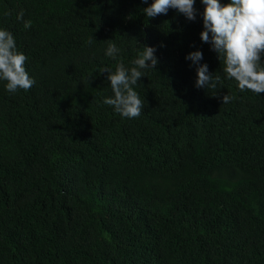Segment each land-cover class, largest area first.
Listing matches in <instances>:
<instances>
[{
	"label": "trees",
	"instance_id": "16d2710c",
	"mask_svg": "<svg viewBox=\"0 0 264 264\" xmlns=\"http://www.w3.org/2000/svg\"><path fill=\"white\" fill-rule=\"evenodd\" d=\"M152 2L0 0L35 80L0 81V264H264V93L224 76L201 0L195 20L148 17ZM144 45L158 63L128 119L103 103L101 70ZM196 50L217 89L196 87Z\"/></svg>",
	"mask_w": 264,
	"mask_h": 264
},
{
	"label": "clouds",
	"instance_id": "9594fccd",
	"mask_svg": "<svg viewBox=\"0 0 264 264\" xmlns=\"http://www.w3.org/2000/svg\"><path fill=\"white\" fill-rule=\"evenodd\" d=\"M196 0H153L144 9L148 17L167 14L168 10L176 9L188 20H195ZM203 9V30L201 40L210 43L218 54L223 65V74L229 80H235L240 91L249 90L256 94L264 93V0H201ZM23 22L25 29L32 25L31 20H24L21 9L16 16ZM211 34V35H209ZM106 55L115 58L120 49L109 40ZM153 46H143L137 57L131 61L132 66L126 67L123 62L117 63L115 70L103 68L113 92L105 97L103 103L112 106L114 111L128 119L138 118L145 106L139 93L135 90L145 69H155L158 59ZM197 65L196 87L217 89L221 82L219 74L210 73L207 64H200L203 59L201 51L190 52L185 57ZM28 57L17 49L13 34L0 28V81L10 93L22 89L28 91L35 80L26 70ZM150 61V63H148ZM233 96L226 94L222 104L229 103Z\"/></svg>",
	"mask_w": 264,
	"mask_h": 264
}]
</instances>
